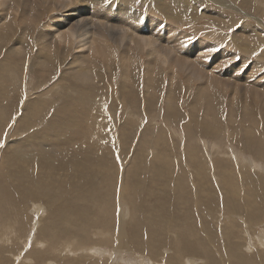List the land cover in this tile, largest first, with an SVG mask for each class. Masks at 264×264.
<instances>
[{
	"label": "rangeland",
	"instance_id": "1",
	"mask_svg": "<svg viewBox=\"0 0 264 264\" xmlns=\"http://www.w3.org/2000/svg\"><path fill=\"white\" fill-rule=\"evenodd\" d=\"M76 1L77 0H74V3L71 4V8L78 4V1ZM79 1L82 3L81 7L83 9H91L92 5L89 1ZM141 1L143 0L136 1L137 4L139 3V6H137L136 9L141 12L146 11L151 13L153 14L150 15L152 17L158 15V8L162 7L161 10L164 11V5L166 6V9L170 11V16L166 18L169 19L166 20L164 18V21H167L169 25L168 27L172 26L173 29L177 30L176 34L179 33V30L181 32L177 37H173L172 34L169 35L173 39L179 38L176 43L178 46L176 44V46L174 45V41L170 39V37L168 39V43L171 44L172 40V45L175 47H181V44L186 47H189V45L190 47L191 45L198 46L201 41V48L213 45V48L210 50L211 53L209 51L206 53L202 52V55L200 54L198 58H201V56L202 58H205L206 55L208 56L211 54L212 57L214 56L213 58H218L217 63H221L223 66H219V69H216L217 71L225 67V69L227 68L229 72H235L232 73V78H230L231 75L222 74L223 78L225 76L224 79H228V83H223L221 80L214 79H210L208 83H205L204 80H200L198 77L188 76L183 68H178L179 71H177V74L175 75V70L170 68L169 63L158 59L155 71L154 69L151 70V72H155L153 87L149 88V92H153V97L150 98L151 94H148L149 99H146L145 96H143L145 95V91H148L143 84L145 81L143 80L144 75L148 71V54L146 50H136V56L131 62V71L136 78L134 86H119L115 83L122 74V68L120 67V62L118 61L121 52L117 55H113L112 57L109 56L108 59H105L104 61L97 60L98 63H90L83 70H77V74L79 76L80 74L82 76V73L86 70L91 71L95 79V82L93 81V83H91L92 79L90 81L85 79V82L82 78L80 83L78 81L75 82L72 77V71L76 69V66H65L68 62V57L65 52L59 56L62 65L56 70V72L53 70L39 71L37 68H35L37 70L35 71L31 67L30 70H34L31 75H29L28 72V74L24 75L16 73L13 76V73H9V69L5 68L6 66L3 65L6 60L4 55L6 47L3 46H6V44L4 41L0 40V64L2 65L0 66V70L2 72H0L3 74L1 75L0 73V118H2L0 119V156L4 157L5 166H7L13 161L10 159V153L16 152V146L23 149L21 151L22 153L24 152L30 155V152H35V150L37 151L38 145L35 143V137L38 133L42 136L47 133L50 134L51 132H49L48 128L51 123L54 125L51 127L58 131L61 121L52 122L51 119H47L49 115H54L53 112L56 108L60 109H56L55 112L64 110L65 113L63 114L65 115H69L70 113L72 115H74V113L82 115V118H84L82 131L84 132L80 130V136L76 134V136H79L78 139L76 138L78 141L76 145H81L80 142L88 143L92 146L93 153L100 154L105 157H117V159L119 157L121 163V173H116V176L120 178L122 175L121 178L127 183L129 191L126 193L125 198L120 197V200H118L119 203H123L124 199H128V197L132 200V204L134 205L133 207H136L139 202L142 203V206L139 208L144 210L137 212L140 213L137 220L144 219L145 217L146 219L152 220L157 227L162 226L160 225L161 223L165 225L166 219L170 220V217L174 220L179 219L178 214L183 215L186 220L191 222L188 223L187 221H184V224L182 222L179 227H183L182 230L184 231L181 230L180 233L176 234L177 236L175 235V237L174 231L170 229L173 224H169V229L167 230L165 229V226L162 227L165 231L163 233L164 239L163 237H157V234L154 235L153 232H155V230L158 231L157 228L151 230L152 234L147 232L146 235L151 234V237L155 239V245H161L155 252V256L144 250H135L133 253H129V251H127L128 245L123 249L125 252L117 253L115 245L105 241L104 245H92L89 248L92 247L102 249L103 247V249L107 250L106 253H97L91 251L90 249L91 253L96 255L99 254L100 256H94L88 252L89 254L86 256L77 255L71 260L67 251H65L66 247H64L67 246V243L60 245L61 243L59 242L57 246L58 250L55 249L50 251L49 248L48 253L46 252L48 255V261H46L44 258L40 257L39 252L37 253V250L40 248L34 246V239L35 234L38 235L39 230L42 227H45L44 222H47L49 220L48 218L51 217L47 216L50 213H48L49 206L46 204V196L52 197L53 193L50 192L52 190L45 189L49 183L41 182V190L45 193V201L43 197L41 198L43 201H27L25 212H27L26 214L29 216L28 219L30 220L26 230H23L20 225L10 226V233L7 234V239L9 238V240L2 245V247L5 248L3 255L8 258L6 259V263L9 262V264H19L22 262L25 264H45V262H47V264H134V261L127 263L126 261H129L128 259L130 258L137 261L139 259L138 257L141 256L143 258L142 261H144V263L149 261V264H153V262L154 264H188L189 262L192 264H234L237 257L236 254H233L236 253L232 246L234 244L239 246L238 254L240 257L242 255L251 258L258 257L259 262L256 264H264V249L260 248L261 243L254 246L259 239H257V237L264 233V90L261 91L259 88L261 86L253 82L254 78H250L251 73L254 72V76L258 78L257 80L260 79L261 83H263L260 84L264 86V0H148V3H150L149 5H151L150 7L148 3H141ZM161 1L163 2V5L159 3ZM154 2L159 4L158 6L156 3V9H152V4ZM89 5L91 7H89ZM145 6L149 9H145ZM114 9L118 12L116 8ZM97 22L107 25V20L104 18L98 20ZM260 23H262V25ZM256 28L260 29L255 30ZM185 34L187 36L183 37ZM260 34L262 37H258ZM30 44L35 49L41 46L36 44L35 38H30ZM74 47L75 45L70 50V54L73 53V50L74 53L78 52V49H75ZM219 53H222L225 56L221 55L220 58ZM198 54L196 53L195 55ZM32 57H35L34 52ZM109 60L115 63L117 62L115 66L116 68H111ZM58 73L64 74L63 80L56 81L59 78L52 80V77H46L45 80L48 79V82H42L45 87L42 86L43 84L39 86V80L42 79L43 76L49 74L55 78V76H58ZM216 73L219 74V72ZM37 74H39V77H37ZM9 76H11L12 79H10L11 77ZM24 80H26V83H32L31 85H28V83L26 84V87L30 90H33L35 87V92L37 90V92H40L48 87L50 92L57 91L58 95L61 96L60 98H57L58 96L56 98H48V104L44 109L45 112L43 111L44 113H41V116L37 118V121L30 123L33 128H30L32 126L28 127V125H25L26 123L23 121L25 118L22 116L21 112H16L12 115L14 109L17 110L19 108L18 106H20L19 104L23 99L21 94L22 90L18 89V83L23 84ZM87 83L91 85L88 86ZM132 83L134 84V82ZM79 84H81V86ZM84 84L87 86H84ZM5 85L9 88L7 91L4 90L7 88ZM65 87L67 89H65ZM12 88H14V92H12ZM52 89L54 91H51ZM2 91L4 94L7 92L10 95L7 93V95H4ZM79 94L82 95V99L79 98L81 97ZM8 95L10 98L12 96L13 99L11 98V101L6 100L9 97ZM35 95H37V93ZM30 99L31 98H28L26 100ZM6 106H9L8 110L5 109L7 108ZM22 107H24V105ZM10 108L13 111H11ZM102 113L110 118L107 120H109V122L111 121L114 128H110V125L107 126V130L103 128V133H105L103 134L101 128L95 126L93 134L91 130V123L95 125L97 122V117L95 116ZM127 113L128 116H126ZM72 115H69L70 119H74ZM86 115L89 116V118H85L84 116ZM59 116L60 115L57 117ZM61 117L62 115L60 118ZM131 118H133V121ZM128 122L131 125L130 127L127 126ZM14 123L16 124L13 125ZM36 124L38 125L36 126ZM85 124L88 126L90 125L89 129L86 130ZM36 127L37 129L41 128L36 131ZM19 131L20 133H17ZM8 134L10 136H8ZM13 134H15L14 137H12ZM31 137L34 139V142H32V145L31 143H27L29 145H26L25 139ZM15 138L17 140H14ZM7 140L10 144L6 142ZM98 141L108 144L101 146L100 144H97ZM11 144L12 146H10ZM231 144L234 148L233 151L231 150ZM70 148H73L72 145ZM11 149L12 151H10ZM62 149V147L56 146L53 149L54 153H52L54 155L59 154L61 153L60 151L63 152ZM68 151L70 152V150ZM238 152L251 159L253 162V169L243 162H240L243 163L242 165L236 161L234 156L238 157ZM231 154L235 155L232 156ZM39 155H43V153L41 152ZM150 159H152L151 162L149 161ZM164 161H169V169L168 167L165 168ZM257 162H260L263 167L257 166ZM134 163L137 165L144 164L143 166L145 168L149 167L151 171L147 172L144 170L141 172L140 169L136 171L137 167H134ZM43 168H47V166H44ZM232 168H234V170ZM197 170L204 172L205 177H203L204 174L201 173L200 176L203 178H197L195 173ZM63 171L64 170L53 169V172H47L44 174L46 175L44 177L58 174L60 177L63 175ZM6 173V170H1L0 183L6 178ZM142 173L144 174L142 175ZM109 176L113 177L111 175ZM130 176H135V178L139 179L137 183H139L141 188L136 186L137 183H135V180ZM224 176L229 177L227 184L224 182ZM16 178L17 176H14L13 179ZM179 178L184 179H181L185 184L182 186L185 189L183 191L185 192L187 190V192H189L184 193L187 201L180 200L178 198L180 188L174 190L175 187L180 184ZM231 178L235 180L233 186H231ZM161 179L163 181H161ZM53 181L56 182L54 185L60 183L57 179H53ZM69 182L76 184V182L72 179L69 180ZM97 182L98 181H96V183ZM96 183L91 181L89 184H83V189H80L79 191L76 189L74 192L75 195L81 196L83 193L90 197L86 198V204L89 211L85 215H82L80 220H74V226H68L67 228L62 227L59 230L60 236L62 232L64 234L66 233L65 236L67 233L72 236L75 232H77L79 226L83 227L85 225L88 229L99 227L98 223L85 220L88 217H93L95 220L103 218V215L101 214L102 212L98 206L100 202L99 200H101L103 196H96ZM157 183L161 184L158 185ZM5 185L9 194H12L15 190L24 194L30 191L29 189H32L31 186L29 189L27 188L28 191H19V189L14 188L11 183L9 184V182ZM204 186H213L211 189L214 190V192L210 193L208 189H204ZM84 189L85 191H83ZM163 190L165 193L162 192ZM93 193L95 194L94 196H92ZM69 194L73 195L72 192ZM127 195L128 197H126ZM232 195H234L235 198L233 197L231 199ZM242 196H245V200H242ZM77 199L79 200V197L74 199V204H72V201L70 202L73 210H81L76 204ZM80 201L84 202L83 199ZM227 201H231V208L233 207V209L237 208L239 205L242 206L238 207V209L242 208L243 204L249 206L252 204L255 205L256 203L258 204L259 202L262 207V211L255 213L254 217L260 222L253 228H249L246 224V221H248V210L242 209L239 215L237 212L228 213V208L222 204ZM125 203V205H127V202ZM179 209H181L183 213H180ZM68 210L71 209L67 208L66 210H63L64 214L68 213ZM40 211H42V214L39 216L37 213ZM156 218L157 220H155ZM133 221L137 230L135 229V231L131 233V231L127 229L130 232L126 231V235L123 236V243L125 245L130 243L131 239H133L132 241L134 242L133 234H136L139 239V229L141 227L138 228L136 220ZM169 223H171V221H169ZM154 224L152 223L151 226L154 227ZM190 227H192V229ZM4 229L0 233L3 232L4 234L6 231L8 232V229ZM94 231L91 233V238L95 237L93 238V242L98 244L95 239L99 238V232L97 230L96 232ZM188 231L189 233H187ZM246 232L250 233V235H248V233L246 234ZM125 236L126 238H124ZM253 236L257 237L255 238ZM57 237L58 235L56 238ZM249 237L252 239L251 245L250 240L248 239ZM172 238L180 242L187 240L186 242L191 244H181L185 247V252H182V257H178L176 252L173 250L174 243L177 242H173ZM193 239L196 243H203L205 247L202 246V244H196ZM260 241L258 240V242ZM142 242L145 243L146 246L153 245V242L150 239H147L146 241L143 240ZM1 244L2 243H0V246ZM221 244H224L225 246ZM80 246L81 249H84L86 248V243H81ZM194 246L198 248L195 249ZM41 247L44 248V245L42 244ZM204 248L207 252L203 251ZM6 249L9 250L7 251ZM10 249L11 252H9ZM225 249H227L228 255L224 253L226 252ZM35 251L36 253H33ZM211 251L212 253H209ZM194 252L195 254H193ZM208 253L211 255H208ZM203 254L204 256L206 255V258H209L206 259L204 256L200 257V255ZM4 256L0 257V261L4 259ZM37 256L40 258L38 259ZM117 257H121V259L115 262L114 258ZM60 258L62 262L60 261ZM41 259L43 260V263H41ZM27 260L28 262H25Z\"/></svg>",
	"mask_w": 264,
	"mask_h": 264
},
{
	"label": "bare ground",
	"instance_id": "2",
	"mask_svg": "<svg viewBox=\"0 0 264 264\" xmlns=\"http://www.w3.org/2000/svg\"><path fill=\"white\" fill-rule=\"evenodd\" d=\"M77 1H78V4L75 7L71 8L70 6L72 3H74V0H0V40L4 41L6 44V46L5 45L3 46V47H6V51L4 50L5 51L4 55L6 57L5 58L6 60L3 63V65L6 66L5 68L9 69V73H13L12 75L14 76V74H16V73H21L24 75V74H28V72H29V75H31L32 72H34V70L37 71L35 68H37L39 71L53 70L54 72H56V70L58 68H60L62 65L60 62L59 56H60V54H63L65 52L66 56L68 57V62L65 64V66H68V65H70V66L75 65L76 66L75 67L76 69H74L72 71L73 72L72 77L74 78L75 82L78 81L80 83L81 82L80 80L82 78V80L85 82H86V80L90 81L92 79L91 83H93V81L95 79H94L91 71L86 70L85 72L82 73V76H81V74L79 76L77 74V70H83L90 63H98L97 60H103L104 61L105 59H108L109 56L112 57L113 55H115V54L117 55L121 52L118 61L120 62V67L122 68V74H121V77L115 83L118 84L119 86H134L136 83V78L134 77V75L131 71V62L134 60V58L136 56V53H135L136 50H146L147 54H148V71L145 73L144 79H143V80H145L143 84H144L145 88L148 89V91H145V95H143V96H145L146 99H149L148 94H151L150 98L153 97V92L152 91H151L152 93L149 92V88L153 87L155 72H151V70L154 69V71H155L156 62L158 59H161L162 61L169 63L170 68L172 70H175V75L177 74V71H179L178 68H183L188 76L198 77V79L204 80L205 83H208V81L210 79L221 80L223 83L224 82L228 83V81H227L228 79L227 80L224 79L225 78L224 75H231L230 78H232L233 77L232 73H235V72H229L227 70V68L225 69V67L223 68L224 70L220 69L217 71L216 69H219L218 67L219 66L221 67L222 65H221V63L220 64L217 63L218 58H213L214 56L212 57L211 54L208 55L209 57L206 55L207 59L205 56H204L205 58H202V56H201V58H198V56H200V54L202 55V52H204V53H206L207 51L210 52L211 48H213V45H208L207 42H206V44L209 47H206V48L200 47V44L202 41L200 42V44L198 43L199 44L198 46L197 45H191V47H190V45H189V47H186L185 45L181 44V47H175L177 45L176 43L178 42L179 38L173 39L169 35L172 34L173 37H177L181 31L179 30V33L176 34L177 30L173 29L172 26L168 27L169 25H168L167 21H164V18L166 19L167 17L170 16L169 15L170 11H168L166 9L165 5H164V7L166 9V12H165V9H164V11L161 10L162 7L158 8L159 4L156 2L158 4V6H157V8H158L157 14L158 15L157 16L154 15L156 17L155 18V17L150 16V15H153L151 13H148L146 11L141 12L140 10L136 9V7L139 6V3L137 4L136 1H139V0H136V1L135 0H86V1H89L92 5V7L89 5V7H91L90 10L83 9L81 7L82 3L79 0H77ZM130 1H132V2H130ZM188 1H191V0H188ZM148 2H149L148 0L141 1V3H145V4H147ZM156 3L154 2L152 4V7H153L152 9H154V8L156 9V7H155ZM159 3H161L163 5L162 1ZM149 4L150 3H148V5ZM150 6L151 5H149V7ZM1 7H2V9H1ZM114 8H116L118 10V12ZM144 8L147 9L148 7L145 6ZM141 10H143V9H141ZM143 16H149V17H143ZM103 18L107 20L108 26L106 24L99 23L100 21L97 22L98 20L103 19ZM168 19H166V20H168ZM260 24L262 25V23H260ZM258 29H260V28H258ZM258 29L256 28L255 30H258ZM248 32L250 33L249 30H248ZM185 36H187V35L186 34L183 35V37H185ZM169 37H170V39H172L174 41L173 43H174V45L176 44L175 46L172 45L173 44L172 40H171V44L168 43ZM258 37H262L261 34H260V36L258 35ZM30 38H33V39L35 38L36 44L41 45V46L37 47L35 49L30 44ZM238 39H239V37H238ZM169 42H170V40H169ZM0 44H1V42H0ZM74 45H75L74 48L75 49L77 48L78 52L74 53V50H73V53L70 54V52H71L70 50L72 49V47ZM237 46H238V43H237ZM178 48L181 51H179ZM33 52L35 54L34 58L32 57ZM196 53L197 54L199 53V54L195 55ZM219 54H220L219 57L221 55L225 56L222 53H219ZM180 55H181V57H180ZM109 63L111 65L112 69L116 68L115 66H116L117 62L115 63V62H112L109 60ZM225 65H226V63H225ZM0 66H2V65L0 64ZM256 66H257V64H256ZM31 67L34 69L33 71L30 70ZM253 68H256V67H253ZM2 70H3V68H2ZM216 72H219V74H217ZM222 74H224L223 75L224 78L222 77ZM1 75H3V74L1 73ZM37 75H38L37 77H39V74H37ZM57 75L58 76H55V78H54V76H50L49 74L46 76H43V78L39 80L40 83L38 82L39 86H41L43 84L42 82H46V83L48 82V79L45 80L46 77L47 78L52 77L53 78L52 80L59 78L56 81H58V80L60 81V80L64 79V74L58 73ZM9 77H11V76H9ZM251 77L254 78L253 82L255 84L260 85L261 87H259V88L261 91H263L264 86L261 85L263 83H261L260 79L257 80L258 78H256L254 76V72L251 73L250 78ZM261 77H259V78H261ZM13 78H15V77H13ZM10 79H12V77ZM237 79H239V78H237ZM243 79H247V78H243ZM17 80H18V78H17ZM98 80H101V79H98ZM230 80H232V79H230ZM12 82L16 83L14 81H12ZM132 82H134V84ZM27 83H26V80H24L23 84L18 83V89L22 90L21 94H22L23 99L21 100V103L19 104L20 106H18L19 108L17 110H15V109H14V111L11 110L12 107L10 108V110L13 111L12 115L15 114L16 112L17 113L21 112L22 116L25 118L23 120L26 123L25 125H28V127H30V126H32V125H30V123H34L35 121H37V118H39L41 116V113L45 112L44 109L48 104L47 103L49 100L48 98H56L57 96H58L57 98H60L61 96L58 95L57 91H54L53 89L51 91H54V92H50L48 90V87H47V89H44L43 91L37 92L38 91L37 90L35 92V90H36L35 87L33 88V90H30V89H28V87H26ZM31 84L28 83V85H31ZM81 84H79V85L81 86ZM79 85H77V86H79ZM89 85H91V84H88V86ZM36 86H37V84H36ZM42 86L45 87L44 84ZM84 86H87V85L84 84ZM5 87H7V85H5ZM7 89H9V88L7 87L4 90L7 91ZM65 89H67V88L65 87ZM11 90H12V92H14V88H12ZM12 92H11V94H12ZM36 93H37V95H35ZM3 94H4V92H3ZM7 94H9V93H7ZM19 94H20V91H19ZM66 96H69V95H66ZM80 96L81 97H79V98L82 99V95H80ZM70 97H72V96H70ZM11 98H12V96H11ZM11 98L9 96L6 100L11 101ZM28 98H31V99L26 100ZM54 103H55V101H54ZM23 105H24V107H22ZM6 107L7 108H5V109L8 110L9 106H6ZM24 109H25V111H24ZM56 109H58V108H56ZM55 110L53 112L54 115H52V116L49 115L47 119H49V120L51 119L52 122L53 121H55V122L61 121L60 125L58 124L59 128L55 125L58 128V131L53 129V127H51V126H54L51 123V124H49L50 126L48 128L49 132H51L50 134L47 133L46 135L42 136V135H39V133H38L39 136L37 135L35 137V143H36V145H38L37 151L35 150V152H30L31 153V155H30V154H26L24 152L22 153L21 151L23 149L19 146H16V150H15L16 152H12V153L9 152L10 153V159L13 161H12V163L8 164L7 166H5L4 157L0 156V166H1L0 172H1V170L7 171L6 178L0 183V232L4 228L8 229V232L6 231V233H4V234H3V232L0 233V243H2L0 246V257L4 256L3 253L5 252V248H3L2 245L5 244L6 242H8V240H9V238L7 239V236H8L7 234L10 233V226L20 225L23 230H26L28 225H29L30 219H28L29 216L26 214L27 212H25V208L27 206V201H29V200H34V201L39 200L40 201V200H42L41 199L42 197L44 198V201H45V197H44L45 193L42 192V190H41V182L49 183L45 189L46 190H52L50 192L53 193L52 197L46 196L47 197L46 198V204H48V206H49L48 207L49 212H48V210H47V212L50 213L47 216L48 217L51 216V217L48 218L49 220L47 222H44L45 227H42L41 229L39 228L40 229L39 233H38V235L35 234V239H34V242H35L34 246L40 248L39 250H37V253L38 252L40 253L41 258H44L46 261H48L47 260V257H48L47 253H48L49 248H50V251L57 249L59 242L61 243L60 245H62L63 243H67V246H64V247H66L65 251H67V254L70 256L69 258H71V260L74 256H77V255L86 256L87 254H89L88 252H90V249L93 252L106 253L107 250L103 249V247H102V249H96V248H92V247L89 248L92 245H95V246L104 245L105 241H108L111 244H114L116 247L117 253L125 252V251H123V249L128 245L127 251H129V253H133V251H135V250H140V251L144 250L146 252L152 253V255L155 256V254H156L155 252L157 251V249L161 245H155L156 243L154 244L155 239L153 237H151V234H152L151 230L152 229L157 228L158 231L155 230V232H153L154 235L157 234L156 235L157 237H163V239H164L163 233L165 231L162 229V227L165 226V229L167 230V229H169L168 225L173 224L170 229L172 231H174V237H175V235L177 233H180V231L183 229V227L181 228V226L179 227V225L182 222L184 224V221H187L188 223L191 221L186 220L183 217V215H180V214H178L179 219L174 220L172 217H170V220L166 219L165 225L161 223L160 225H162V226H160V227H157V225H155L152 220L146 219L145 217H144V219L137 220L138 215L140 214L137 212L144 210V209L142 210V208H139L140 206H142V203L139 202L138 205H136V207H133L134 205L132 204V200H130V197H128V195L126 196V197H128V199H124L123 203H121V202L119 203V201H118V200H120V197L125 198L126 193L129 192L128 187H127V183L125 182V180H123L121 178L122 175L120 176V178L116 176V173H121V168H120L121 163H120L119 157L117 159V157H110V156L105 157L103 155L93 153L92 146H90L88 143L80 142L81 145H79V146L76 145V143H78L77 139L80 136L79 131L80 130L82 131L83 124H84V120H83L84 118H82L83 116L78 115L76 113H74V115H72L70 113L69 115L70 116L72 115L74 117V119L73 118L70 119L69 115L63 114V113H65L64 110L63 111H57V112H55ZM50 114H51V112H50ZM45 115H47V114H45ZM58 115H60V116L62 115V117L61 118H60V116L57 117ZM126 116H128V113L126 114ZM84 117L89 118V116H87V115ZM95 117H97L96 124L94 125L93 123H91L92 124L91 130H92L93 134H94L95 126L98 128H101L102 133L104 132L103 128H105L107 130L108 129L107 126L110 125V128L113 127L111 121L109 122V120H107L109 117L106 116L105 114H103V113L98 114ZM0 119H2V118H0ZM10 120H11V118H10ZM131 120L133 121V118H131ZM15 124L16 123H14L13 125H15ZM4 125H5V123H4ZM37 125L38 124H36V126ZM85 125H86V130L89 129L90 125L89 126L87 124H85ZM127 126L128 127L131 126L129 122L127 123ZM17 128H18V126H17ZM30 128H33V126ZM36 129H37V127H36ZM39 129H37L36 131H38ZM20 131L17 133H20ZM55 131H57V132H55ZM25 132H23V133H25ZM52 132H54V133H52ZM82 132H84V131H82ZM42 133H44V132H42ZM110 133H111V131H110ZM76 134L79 136H76ZM103 134H105V133H103ZM5 135H7V134H5ZM26 135H25V137H26ZM28 135H29V133H28ZM28 135H27V137H28ZM8 136H10V135L8 134ZM14 136H15V134H13L12 137H14ZM40 136H42V137H40ZM8 138H10V137H8ZM14 140H17V139L15 138ZM79 141H81V140H79ZM93 141H91V142H93ZM6 142H8V140ZM32 142H34V139L32 137L25 139L26 145H29L27 143H31V145H32ZM97 144H100L102 146V145H107L108 143L104 144V143L98 141ZM71 145L73 148H70ZM10 146H12V144ZM56 146L62 147L63 152L60 151L61 153L54 155L53 149ZM52 147H54V148H52ZM101 148H103V147H101ZM44 150H45V152H44ZM68 150H70V152ZM231 150L232 151L234 150L232 144H231ZM10 151H12V149ZM41 152L43 153V155H39ZM7 155H9V154H7ZM231 155L234 156L235 154L234 155L231 154ZM234 158H236V161L239 164H242V165H243V163L247 164V165H249V167H251L253 169V167H252L253 162L251 161V159L249 157H246L245 155L238 152V157L234 156ZM149 161L151 162L152 159H150ZM230 162H231V160H230ZM240 162H243V163H240ZM135 163H134L135 166L134 165L133 166L137 167L136 171H138V169H140L141 172H143L144 170H146L147 172L151 171L149 167L145 168L143 166L144 164L137 165ZM164 164H165V168H167L170 163H169V161H164ZM256 165L263 167V165L260 162H257ZM44 166H47V168H43ZM126 166H128V165H126ZM71 167H74V168H71ZM169 167H168V169H169ZM130 168H128V169H130ZM53 169L64 170L63 175H61L60 177L58 176L59 174L58 175H49V177H44V176H46L44 174H46L47 172H49V173L53 172ZM232 169L234 170V168H232ZM129 173H130V171H129ZM131 173H132V171H131ZM195 173H196L197 178L198 177L199 178L205 177L204 172H202L200 170H197ZM201 173L204 174L203 177L200 176ZM136 174H138V173H136ZM143 174L144 173H142V175ZM109 175H111L113 177H110ZM139 175H140V173H139ZM14 176H17V178L13 179ZM131 178L135 180V181L133 180L135 183H137V181H139V179L135 178V176H133ZM223 178H224V182L227 184V180L229 179V177L224 176ZM236 178H238V177H236ZM53 179H57L58 181H60V183L54 185L56 182L53 181ZM71 179L73 181H75L76 184L69 182V180H71ZM181 179L184 180L183 178H179L180 184H179V186L175 187L174 190H176L177 188H180V191L178 190L180 192V194L178 195V198L180 200H186L184 193H189V192H187V190L185 192L183 191L185 189L182 186L185 184H184V182H182ZM91 181H94L95 183H96V181H98L97 182L98 184L96 183V189H95V192L97 193L96 196H98V197L103 196V198L101 200H99L100 202L98 204L99 209L102 212L101 214L103 215V218H101V219L97 218L98 220H95V218H93V217H88L85 220H88V221L93 222V223L96 222V223H98L99 227H97V228L95 227L94 229H88L87 227H85V225L83 227L79 226L77 232H75L72 236L69 235L68 233L65 236L66 233L64 234L63 232L60 236L59 230L62 227L67 228L68 226H71V227L74 226L75 225L74 220H80L81 216L85 215L89 211V209L87 208V204H86V202H87L86 198H88L89 196H86L83 193L81 196L75 195L74 192L76 191V189H78V191L80 189H83V184H89ZM161 181H163V180L161 179ZM8 182H9V184L11 183L14 188L19 189V191L27 190V188L29 189L31 186H32V189H29L30 191L27 190L28 192H26L24 194L19 193L18 190H15V191H13L12 194H9V191L5 185ZM234 182H235V180L233 178H231V186H233ZM157 184L159 185L161 183H157ZM136 186L141 188L139 186V183H137ZM211 188H213V186H210V187L204 186V189H208V191L210 193L214 192V190H212ZM83 191H85V189ZM70 192H72L73 195L69 194ZM162 192H164V190ZM169 192H170V190H169ZM87 195H89V194H87ZM94 195L95 194L93 193L92 196H94ZM76 197H79V200L77 199L76 204H77V206L80 207L81 210H73L71 207L72 205L70 204V202L72 201V204H74L75 203L74 199ZM141 197H142V195H141ZM233 197L235 198V196L232 195L231 199ZM94 198H96V197H94ZM81 199H83L84 202H81L80 201ZM92 200H94V199H92ZM242 200H245V196H242ZM130 201H131V203H130ZM141 201H142V199H141ZM125 202H127V205H125L126 204ZM137 202H135V203H137ZM243 203H244V201H243ZM247 203H250V202H247ZM251 203H253V202H251ZM185 204H186V202H185ZM222 204L228 208V210H227L228 213H236L237 212V214L239 215V213H241L242 209H247L248 210V212H247L248 221H246V224H247V226H249V228H253L257 223L260 222L259 220L255 219V217H254L255 213L262 211V207L260 206L259 202H258V204L256 203L255 205L252 204L249 206L243 204V207L239 208V209H238V207H241L242 205H239V206H237V208L233 209V207L231 208V201H227L226 203L223 202ZM187 206H189V205H187ZM180 207H182V206H180ZM67 208H70L71 210H68V213L64 214L63 210H66ZM117 210H119V211H117ZM179 210L181 213L182 212L181 209H179ZM224 211H226V210H224ZM40 212L37 213L39 216L42 214V211H40ZM143 213H145V212H143ZM140 218H141V216H140ZM133 220H136V222L138 223V228L141 227L139 229L140 236L138 239L137 235L133 234L134 235V242L132 241L133 239H131V242L127 243L125 245L123 243V236L126 235L125 234L126 231L127 232L131 231V233H132L135 231V229L137 230L135 224L133 223L134 222ZM155 220H157V218ZM169 221H171V223H169ZM175 222L178 224H176ZM152 223L154 224V227L151 226ZM190 228L192 229V227H190ZM127 229L130 231H128ZM96 230L99 232L98 233L99 238L95 239V241H97L98 244L96 242H93L94 241L93 238H95V237L91 238L92 231L96 232ZM182 231H184V230H182ZM147 232H149L151 234L146 235ZM187 233H189V231ZM247 233L248 232H246V234ZM57 235H58V237L56 238ZM248 235H250V233H248ZM166 236H168V235H166ZM96 237H98V236H96ZM253 237H255V236H253ZM124 238H126V236ZM147 239H150L153 242V245L146 246L145 243L142 242L143 240L146 241ZM248 239L250 240V245H251L252 239L250 237ZM257 239L259 241L260 240L261 241L258 242ZM257 239H256L257 243L255 245L254 244L253 245L256 246L258 243H261L260 248L264 249V233H262L259 237H257ZM172 240H173V242H177V243H174L173 250L176 252L178 257H182V254L185 252V247L182 246L181 244L182 243L189 244V243L186 242L187 240L186 241L183 240L181 242L176 241L173 238H172ZM157 242H159V241H157ZM194 242H195V240H194ZM81 243H86V248L81 249V246H80ZM42 244L44 245V248L41 247ZM196 244H200V245L202 244V246H204V244L200 243V242H198ZM189 245H191V244H189ZM221 245L225 246L224 244H221ZM232 246H233L234 251L236 252L233 254H236V256H237L234 264H242V263L243 264H256L259 262L258 257L257 258H251V257H245L243 255L240 257V255L238 254V247L239 246L234 245V244ZM194 248L197 249L198 247L196 248L194 246ZM252 248H253V246H252ZM220 249H222V248H220ZM225 250H226V252H224V253H226L228 255L227 249H225ZM193 251H195V250H193ZM203 251L207 252L205 250V248ZM9 252H11V249ZM61 252H63V251H61ZM188 252H189V250H188ZM33 253H36V251ZM52 253H54V252H52ZM209 253H212V251ZM209 253H208V255H211ZM63 254H65V253H63ZM91 254H93L94 256H100L99 254H97V255L94 253H91ZM193 254H195V252ZM204 254L200 255V257L204 256ZM40 257L37 256L38 259ZM210 257H212V256H210ZM138 258L139 259L137 261L130 258V259H128L129 261H126V263L134 261V264H147V263L149 264V261H147V263H144V261H142L143 258L141 256H139ZM208 258H206V259H208ZM6 259H8L7 256L6 257L4 256V259L2 261H0V264H9V262L6 263ZM120 259H121V257H117V258H114V261L117 262V260H120ZM73 260H76V259H73ZM260 260H263V259H260ZM57 261H59V260H57ZM60 261H61V258H60ZM174 261H175V259H174ZM185 261H187V260H185ZM25 262H28V260ZM187 262H189V261H187ZM41 263H43V260ZM123 263H124V261H123ZM150 263H151V261H150ZM19 264H25V263L21 262ZM45 264H47V262H45ZM153 264H154V262H153ZM188 264H192V263L189 262Z\"/></svg>",
	"mask_w": 264,
	"mask_h": 264
}]
</instances>
